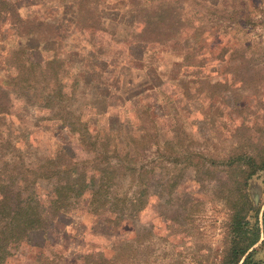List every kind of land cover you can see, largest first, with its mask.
Returning <instances> with one entry per match:
<instances>
[{"label":"trees","instance_id":"trees-1","mask_svg":"<svg viewBox=\"0 0 264 264\" xmlns=\"http://www.w3.org/2000/svg\"><path fill=\"white\" fill-rule=\"evenodd\" d=\"M229 7V0H0V264H70L73 256L76 264H100L86 238H99L101 225L130 221L155 174L143 137L117 136L130 134L126 125L143 136L147 125L162 133L161 118L193 109L231 47L214 20ZM110 108L125 117L104 119ZM64 129L89 158L74 159ZM43 134L48 156L37 152ZM222 163L219 171L238 189L252 174L264 176V147ZM229 209L219 264H264V256L254 258L264 251V209L261 223L246 195ZM79 211L88 227H75ZM66 217L51 239L31 243Z\"/></svg>","mask_w":264,"mask_h":264},{"label":"rangeland","instance_id":"rangeland-1","mask_svg":"<svg viewBox=\"0 0 264 264\" xmlns=\"http://www.w3.org/2000/svg\"><path fill=\"white\" fill-rule=\"evenodd\" d=\"M229 6L227 12L214 15V20L229 32L231 47L225 63L216 67L219 72L213 77L214 84L196 94L193 109H183L178 117L161 118L167 128L162 133L155 134L147 125L148 134L143 136L135 126L126 125L130 134L117 136L127 142L143 137L146 160L154 164L155 174L144 200L134 202L130 221L101 225L96 229L99 238H86L96 244L100 264H219L228 246L229 206L242 195L259 208L262 222L263 171L231 189V177L219 170L232 153L264 147V0H229ZM123 117L111 108L103 115L116 122ZM61 133L75 160L91 156L77 145L76 134L67 129ZM47 140V134L38 139L39 155L50 154ZM130 190L138 196V185L133 184ZM74 216L75 227L92 223L81 211ZM69 222V217L62 218L47 234L34 233L31 243L42 245ZM116 239L121 241L115 243ZM110 249L116 251L113 259ZM263 256V250L254 254L255 259ZM109 258L112 261H107ZM77 261V256L70 258V264Z\"/></svg>","mask_w":264,"mask_h":264}]
</instances>
